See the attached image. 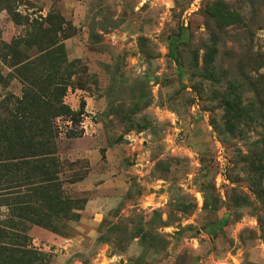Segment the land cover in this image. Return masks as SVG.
<instances>
[{"label":"rangeland","instance_id":"obj_1","mask_svg":"<svg viewBox=\"0 0 264 264\" xmlns=\"http://www.w3.org/2000/svg\"><path fill=\"white\" fill-rule=\"evenodd\" d=\"M0 264H264V0H0Z\"/></svg>","mask_w":264,"mask_h":264}]
</instances>
